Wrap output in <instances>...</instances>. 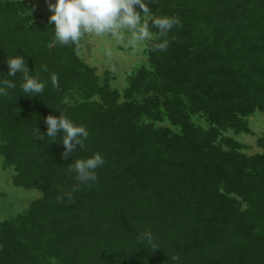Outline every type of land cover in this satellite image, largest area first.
I'll use <instances>...</instances> for the list:
<instances>
[{"label": "trees", "instance_id": "1", "mask_svg": "<svg viewBox=\"0 0 264 264\" xmlns=\"http://www.w3.org/2000/svg\"><path fill=\"white\" fill-rule=\"evenodd\" d=\"M146 2L151 19L177 17L182 26L161 52L154 50L159 30L149 25L154 68L140 67L120 102L110 73L99 78L78 43L60 46L54 24L30 20L27 2L0 0V80L16 83L0 96V153L4 166L16 162L15 183L42 192L27 210L0 216V264H53L54 243L81 233L62 227L73 216L92 232L102 229L99 236L111 227L126 240L131 251L118 256L128 254L126 264H264V152L248 156L234 141L222 149L212 141L217 131L193 126L174 92L189 95V110L223 113L219 124L235 126L248 111L264 110V0ZM18 54L45 83L40 97L24 96L19 73L6 76L7 58ZM148 92L155 95L133 101ZM165 92L177 101L167 97L161 108ZM57 108L89 132L67 158L62 134L56 142L35 135L36 127L46 133L44 118L59 116ZM164 116L181 129L150 124ZM97 152L105 160L97 181L79 184L69 164ZM145 231L153 243L141 239ZM86 236L82 230L78 238ZM71 259L65 264H82L75 253Z\"/></svg>", "mask_w": 264, "mask_h": 264}, {"label": "rangeland", "instance_id": "2", "mask_svg": "<svg viewBox=\"0 0 264 264\" xmlns=\"http://www.w3.org/2000/svg\"><path fill=\"white\" fill-rule=\"evenodd\" d=\"M14 1H25L30 5V20L41 24L53 25L49 24V17L52 13L48 8V0ZM51 2L54 3L55 0H51ZM142 15L144 22H148L152 18V14L149 12ZM150 33V38L135 43L131 42L133 37L130 33H121L119 38L107 34L98 36L94 33H89L84 35L78 42L77 54L94 69L99 78H103L105 74L110 73L109 82L113 88L119 91V101L122 102L125 99L124 94L129 86V80L137 70L140 67H145L147 70H153L154 68L149 59L148 47L156 35L152 31ZM149 92L134 94L133 101L141 102L144 97L155 95ZM174 92L187 111L193 126H199L209 131L214 128L217 131L212 141L217 143L222 149L229 148L228 144L230 141L231 144L234 141L239 151L248 156L264 152V110L255 109L248 111L246 115L242 116L243 122H238L235 126H230L228 123L219 124V122L225 121L223 113H218L217 111L211 113V110H203L202 107L189 110L191 106L189 95H183L177 91ZM172 93L165 92V95L160 93L158 97L160 98L159 102H162L161 108L167 97L177 101ZM96 99L97 97H92V100L89 101ZM150 124H153L154 127H169L176 132L181 129L170 124L165 116L161 120L150 122ZM3 162V155L0 153V216L7 217L16 212L27 210L31 201L42 197V192L36 187H26L22 183H15L14 176L18 174V170L15 168L16 162H11L8 166H4ZM69 218V223L62 227L73 231L80 230L81 233L84 230L87 236L84 240L78 238L81 235L80 233L69 240L68 244L54 243L55 248L60 251L59 256H57L58 259H53V264H65L66 261H71L73 253L76 254L82 264H126L125 261L128 254L121 261H119L118 256L120 255L121 257V253H127V251L131 250L125 245L126 240L121 241L117 234L110 232L113 231L111 227H108L107 231L103 229L106 232L103 237L99 236L102 229L91 231L93 227H88V220L82 221L78 216ZM107 226H110V224H107ZM88 231L90 232L88 233ZM105 253H109V255L104 256Z\"/></svg>", "mask_w": 264, "mask_h": 264}, {"label": "clouds", "instance_id": "3", "mask_svg": "<svg viewBox=\"0 0 264 264\" xmlns=\"http://www.w3.org/2000/svg\"><path fill=\"white\" fill-rule=\"evenodd\" d=\"M137 6L140 10H137ZM48 8L52 13L49 17L55 42L60 46L77 44L84 35L94 33L98 36L110 35L119 38L121 33H130L132 43L150 38V27L159 30L161 42L154 45L156 51H166L169 41L166 39L173 27H180L181 22L177 17L158 16L144 22L143 15L148 13L149 6L146 0H48ZM7 77L15 78L17 73L22 75L20 85L22 92L29 98L39 96L44 92L45 83L32 75L26 63V57L22 54L7 58ZM53 87L58 86L57 77H51ZM14 79L0 80V96L7 94L8 89H15ZM59 109V108H57ZM60 115H48L44 118L46 133H42L36 127L35 135L38 141H44L45 137L56 142V137L62 134L59 143L64 146L63 157L67 158L74 151L84 148L89 132L84 125H77L69 119L60 109ZM72 156V155H71ZM105 164L100 153H94L87 158L76 159L70 163L69 171L75 173V178L81 185H91L97 181L96 170ZM74 186L72 191H78ZM69 199L71 194L69 193ZM141 239L147 243H153V234L145 231ZM178 260L179 257H174Z\"/></svg>", "mask_w": 264, "mask_h": 264}]
</instances>
